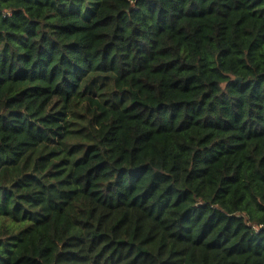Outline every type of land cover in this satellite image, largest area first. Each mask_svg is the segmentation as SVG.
<instances>
[{
  "label": "trees",
  "instance_id": "16d2710c",
  "mask_svg": "<svg viewBox=\"0 0 264 264\" xmlns=\"http://www.w3.org/2000/svg\"><path fill=\"white\" fill-rule=\"evenodd\" d=\"M0 264H264V0H0Z\"/></svg>",
  "mask_w": 264,
  "mask_h": 264
}]
</instances>
